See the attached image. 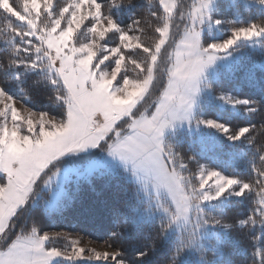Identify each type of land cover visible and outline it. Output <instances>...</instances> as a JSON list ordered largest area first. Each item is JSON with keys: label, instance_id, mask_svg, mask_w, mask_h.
<instances>
[{"label": "snow or ice", "instance_id": "obj_1", "mask_svg": "<svg viewBox=\"0 0 264 264\" xmlns=\"http://www.w3.org/2000/svg\"><path fill=\"white\" fill-rule=\"evenodd\" d=\"M158 4L0 0L6 20L0 29V264H129L116 242L122 231L109 233L105 244L112 251H96L80 247L69 233L45 231L42 222L50 202L68 207L82 186L103 180L111 189L121 166L136 185V203L122 201L123 211L113 209V215L133 231L149 229L139 259L171 240L164 264H236L238 228L250 234L242 250L251 248L252 264H264V144H256L251 119L260 114L264 120V99L237 98L219 86V71L215 84L207 75L217 61L229 60L225 72L264 88V63L258 78L255 66L243 60L249 47L259 45L264 53V0H256L260 19L248 21L223 19L220 0ZM114 9L131 12V23L122 25ZM226 24L225 33L214 34ZM146 28L153 33L150 42L143 38ZM39 88L47 89L48 110L33 103ZM204 97L242 106L250 120L238 126L205 118ZM201 125L252 150L247 176L199 163L189 169L177 150L180 134ZM166 130L175 142L166 139ZM54 182L55 200L45 199ZM225 196L248 201L251 214L216 211L210 202ZM58 239L69 241L71 250L50 246ZM209 247L219 258H209Z\"/></svg>", "mask_w": 264, "mask_h": 264}, {"label": "trees", "instance_id": "obj_2", "mask_svg": "<svg viewBox=\"0 0 264 264\" xmlns=\"http://www.w3.org/2000/svg\"><path fill=\"white\" fill-rule=\"evenodd\" d=\"M16 2H19V0H16ZM140 2L147 9L148 0H140ZM191 2L192 0H181V3L185 6L190 5ZM220 2L225 5L223 19L241 21H248L253 18L256 20L260 19L261 13L259 6L256 4V0H247V3H243L240 0H220ZM152 7L153 9L160 7L158 0H152ZM131 16L132 13L126 9H114V17L122 25L130 24ZM5 23L4 15L0 13V29L4 27ZM153 23L155 22L153 21ZM224 28L226 30L223 33L227 31L228 25L226 24ZM152 36L151 28H146L143 38L150 42ZM243 60L245 64L255 66L257 77L259 78L261 75L260 65L264 63V54L261 53L260 49H246ZM224 69L225 67H220L217 71L221 73L219 86L225 92L237 96L240 99L246 97H252L257 100L264 99V88L259 84H248L238 76L232 77ZM216 75L217 72L209 78L214 84L217 82ZM33 103L38 110H48L52 107L47 99V89L39 88L35 90L33 93ZM29 106L32 105L30 104ZM200 111L201 115L205 118L217 119L221 122L226 121L230 125L243 126L250 120L248 114L243 111L242 106H232L218 99L207 97L201 99ZM53 114L56 113L53 112ZM251 119L257 129L252 133L256 138V144H264V128H261L264 120H262L260 114L255 115ZM180 137L181 142L177 150L186 158L185 163L188 164L190 170L196 171L197 163H199L207 168L221 171L224 174H237L242 177L249 174L248 161L252 156V150L246 149L240 141H230L223 133L206 125H201L198 131L194 133L184 131L180 134ZM166 139L175 142L171 134L166 135ZM220 145H223V151L219 150ZM192 156L195 157V160L188 159ZM120 173L118 178L110 180L111 189L108 191L105 189L106 181L103 180H98L94 188L88 185L82 186L79 192L75 193L76 199L74 203L63 209L57 207L55 210L48 211L44 214L42 221L44 227L45 229L53 227L69 228L86 237L104 242L108 240L110 232L114 230L122 231L124 232L123 238L117 239L116 242L121 244L122 251L129 260V264H164L170 251L171 240L161 243L154 252H151L144 259H139L136 254L147 247V236L145 233L149 229L139 232L133 231L131 228H127L122 218H117L113 215V209L123 211L122 201L126 200L129 205L136 203V197L134 195L136 189L135 183L131 181L130 177L123 170H120ZM252 175L254 176L255 173H252ZM124 189L127 190L126 195L123 197L119 196L118 193ZM106 191L107 194L102 199L101 194ZM42 195L45 199L48 198V192ZM211 204L215 206L216 211L220 208L228 207V215L230 216L243 218L245 212L251 214L248 201L240 200L236 197L217 200ZM41 205H43V200H41ZM85 208H91L92 210L84 211ZM233 236L235 238V253L232 259L236 261V264H252L253 257L251 248L248 247L246 252L242 250L246 247L250 238L247 229L241 232L237 228L234 230ZM66 241L63 239L64 243ZM53 245L51 241L50 246ZM214 254L219 258V253H214V250L209 247L207 250L209 258H212ZM56 264H66V262L58 260ZM77 264L95 263L79 261Z\"/></svg>", "mask_w": 264, "mask_h": 264}, {"label": "rangeland", "instance_id": "obj_3", "mask_svg": "<svg viewBox=\"0 0 264 264\" xmlns=\"http://www.w3.org/2000/svg\"><path fill=\"white\" fill-rule=\"evenodd\" d=\"M241 2L243 3H247V0H240ZM226 29L224 28L222 30L221 33H214L215 35H222L223 32L225 31ZM111 35V34H110ZM111 45V43H110ZM250 49H260L259 48V45H257L255 48H251L249 47ZM246 51V50H245ZM264 54V53H263ZM229 63H231V61L229 60H220V61H217V64L215 66H211L208 70H207V75H208V78L214 76L217 72V70L220 68V67H226V65H228ZM17 106L19 107L20 104H19V100H18V104ZM38 110V109H37ZM200 128V127H199ZM199 128H194L193 130L191 131H188V130H185L186 132L188 133H194V132H197ZM168 134H171V130H166V135ZM117 163H119L117 161ZM211 169V168H210ZM120 170H123L129 177H130V173L127 172L123 166L120 167ZM55 188H56V183L54 182L53 185H52V189L49 190L48 192V197L49 196H52L53 197V200H55V196H56V193H55ZM228 198H232V197H228V196H225L223 199H228ZM47 199V198H46ZM221 199V200H223ZM214 202V201H213ZM213 202H210V203H213ZM57 207L56 206H52V203L50 202V206H49V211L51 210H55ZM45 231H48L50 233H55V232H60V233H69L71 234V237L74 238V239H79L80 240V244L79 246L80 247H85V248H94L96 251H104V250H108V251H112L113 249L112 248H106V244L104 241H98V240H94L92 238H89V237H86L84 236L83 234L75 231V230H71L69 228H60V227H53V228H46ZM59 240V241H58ZM58 240H54L52 241L53 242V246L55 247H58L60 249H65V248H68V250L70 251V247H69V241H66V243L63 242V239H58ZM85 256L88 255L87 252L84 253ZM59 260V259H58ZM57 260V261H58ZM56 261V262H57ZM86 262H89V261H86ZM91 263H95L97 264V262H91Z\"/></svg>", "mask_w": 264, "mask_h": 264}]
</instances>
